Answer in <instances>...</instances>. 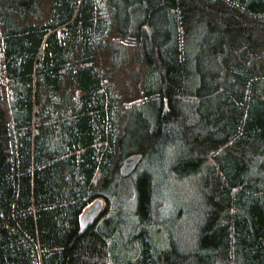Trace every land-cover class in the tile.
<instances>
[{
  "label": "trees",
  "instance_id": "trees-1",
  "mask_svg": "<svg viewBox=\"0 0 264 264\" xmlns=\"http://www.w3.org/2000/svg\"><path fill=\"white\" fill-rule=\"evenodd\" d=\"M132 153L194 179L183 243ZM0 264H264V0H0Z\"/></svg>",
  "mask_w": 264,
  "mask_h": 264
},
{
  "label": "rangeland",
  "instance_id": "rangeland-1",
  "mask_svg": "<svg viewBox=\"0 0 264 264\" xmlns=\"http://www.w3.org/2000/svg\"><path fill=\"white\" fill-rule=\"evenodd\" d=\"M155 159H159V156L155 157ZM155 159L152 158L148 161L141 162L135 172L137 173L142 170H151L155 176H157L158 180V183L155 187V195L157 198L155 202L154 222L156 223L152 227H146L151 229L150 234L152 235L153 240H156V238L159 236L161 239L167 237L168 239H177L183 243L186 238L185 233H188L189 224L194 218L195 213L194 208L196 200V188L194 186V179L191 177L177 178L172 176L166 170L165 163L163 162L167 160L166 155L161 156L159 159L160 164ZM155 162L158 165H155ZM135 173H133L131 177L129 176L130 178H127V181L124 182V187L126 188L125 195H127L129 204H131L130 208H132L133 205V191L130 189L131 178L135 176ZM193 186L194 189L191 188ZM124 213V217L119 221V227L123 230L122 235L127 236L128 233H125V228H127L126 225H130L131 223L128 222V217H131L132 213L129 210L128 212L125 211ZM132 227H134V225ZM127 230H129V227ZM137 230L138 229H136V231ZM149 239L151 240V236ZM136 244L139 247L141 242L137 239ZM122 249L126 252H129L130 257L134 259V248L131 245L129 248L128 245L122 243L121 239H117L113 242L114 259L120 258L118 253L120 254Z\"/></svg>",
  "mask_w": 264,
  "mask_h": 264
},
{
  "label": "water",
  "instance_id": "water-1",
  "mask_svg": "<svg viewBox=\"0 0 264 264\" xmlns=\"http://www.w3.org/2000/svg\"><path fill=\"white\" fill-rule=\"evenodd\" d=\"M141 160V153H132L125 156L119 166L120 175L123 177L130 175L135 170ZM103 205V199L97 198L93 200L92 203L84 209L80 217L79 233H82L86 229V227L94 223V221L100 215L103 209Z\"/></svg>",
  "mask_w": 264,
  "mask_h": 264
},
{
  "label": "bare ground",
  "instance_id": "bare-ground-1",
  "mask_svg": "<svg viewBox=\"0 0 264 264\" xmlns=\"http://www.w3.org/2000/svg\"><path fill=\"white\" fill-rule=\"evenodd\" d=\"M127 177V176H126Z\"/></svg>",
  "mask_w": 264,
  "mask_h": 264
}]
</instances>
